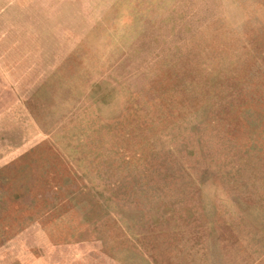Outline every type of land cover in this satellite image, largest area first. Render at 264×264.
Returning <instances> with one entry per match:
<instances>
[{
  "label": "rangeland",
  "instance_id": "374dc122",
  "mask_svg": "<svg viewBox=\"0 0 264 264\" xmlns=\"http://www.w3.org/2000/svg\"><path fill=\"white\" fill-rule=\"evenodd\" d=\"M0 264H264V0H0Z\"/></svg>",
  "mask_w": 264,
  "mask_h": 264
}]
</instances>
